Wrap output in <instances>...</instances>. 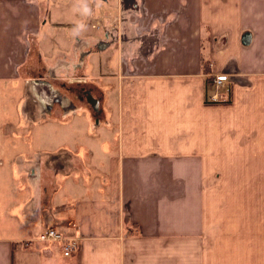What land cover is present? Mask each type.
<instances>
[{
  "label": "crops",
  "instance_id": "1",
  "mask_svg": "<svg viewBox=\"0 0 264 264\" xmlns=\"http://www.w3.org/2000/svg\"><path fill=\"white\" fill-rule=\"evenodd\" d=\"M84 1L90 6L56 10L60 0H0V83L24 79L35 93L51 92L52 81L81 84L75 70L57 78L43 50L42 74H31L29 56L33 42L52 30L48 8L77 21L76 32L84 29L74 47L95 42L88 33L95 0ZM111 2L117 25L107 41L116 42L111 76L118 91L108 89L105 102L97 90L98 111L77 106L92 110L105 133L95 138L84 118L65 119L75 132L63 137L72 155L58 188L33 131L21 137L12 130L8 144L0 143L1 155L17 158L23 139L26 158L40 164L27 171L37 185L11 184L13 225L0 227V264H264V0ZM72 39H61L60 48L67 51L63 43ZM91 42L83 77L95 66ZM222 74L229 76L219 90L227 101L212 102L213 79ZM60 110L78 115L69 103ZM83 135L94 137L85 143ZM80 154L90 169L78 165ZM1 173L23 179L12 166ZM51 227L78 239L79 250L66 257L63 244L38 242Z\"/></svg>",
  "mask_w": 264,
  "mask_h": 264
},
{
  "label": "rangeland",
  "instance_id": "2",
  "mask_svg": "<svg viewBox=\"0 0 264 264\" xmlns=\"http://www.w3.org/2000/svg\"><path fill=\"white\" fill-rule=\"evenodd\" d=\"M82 1L84 4L81 1L77 0H60V3H57L56 5V10H65L66 7H64L63 5L67 3L70 4V9L80 10V8L85 5L90 6L89 4H87L86 1ZM42 3L44 5L45 3L47 4V0H42ZM112 5L113 3L111 2V0H95V28L88 30V33H94L93 35H95V42L87 41L94 43V45L91 47V52L95 54V66L93 68V71L89 73V77H83V74H85L84 70L86 69V67L88 68L87 63H84L86 61V59L84 61V57H86L85 53L89 52L88 47L91 44L85 42L86 46H81L82 48L80 49L74 47V45H77L78 43L77 38L79 36L77 35L81 36V33L84 29L81 28V31L76 32L78 30L75 29V27H72L74 26L72 23H78L77 21H72V23H70L71 21L68 20L62 21L58 17L59 14L57 12L55 17V14L53 10H51V8L48 9L49 11H51L49 15V23L51 25L52 30L50 29L51 31L44 32L43 39L40 38V41L33 42L34 47L31 50V54L29 56V59L31 61V74H40L41 64L39 62V54H41V51L43 50L42 54L47 60V62L49 61L52 64V71H56V74L54 75L57 78H61L67 75L68 72L75 70L77 73H81L80 77L83 83V87L85 86L89 90L92 89L94 90V92H97L98 90L99 94H104L105 102L108 101L109 99L107 96V90L116 89L118 91V87H116V82H114V76H111V71L116 66V62L114 61L115 59L112 58L113 55H115L116 53V42L107 41V35L112 33L117 25V23H115L116 7L114 8V10L110 9ZM77 16H79V14H77ZM73 18L76 20L75 17ZM86 21L87 20H83V22ZM83 27L89 29V22L85 23ZM66 37H68V39L70 37L73 38L72 41H67V43H63L64 46L69 47L67 51H65V49L63 48H60L63 42L60 40L66 39ZM65 57H67V61H65ZM76 59H78L79 61H77ZM107 64H109V67L111 68L108 69L106 67ZM51 76L53 77L52 74ZM29 82L30 81L20 79L0 83V143L3 142V144L5 145L6 143L8 144V135L6 133L12 130H14L15 134H18L21 137H26L27 135H29L28 133L33 131L35 138L37 139L38 137L37 142H35V148L36 150H38L39 148L40 150H43L44 155L40 157V159L44 162V165L50 167L53 170V181L51 183L57 185L58 188V185L60 187L61 182L60 169L63 167V165L67 164V160H70L72 155V150L69 151L72 145L65 144L64 146L63 137H66V139L68 140L70 137H72L75 132L74 127L67 123L65 119L67 118V120H75L84 118V120L88 121L86 125L84 123L85 129L88 128V130L86 131H90V133L92 134V132L95 130V138L100 137V134H102L104 131H102L101 129H96L97 121H93L95 120L96 116L93 117L92 120V110H89L87 112L82 111L83 113L81 111H78L77 106L79 105V103L83 102L80 95H78V86L66 85L67 87L64 88L59 87V85L57 84L58 82L56 83L55 81H52V89L50 88L51 92L49 91V89H47V92H40L39 90H37L35 93L34 88L31 86V84H29ZM10 87H16L13 94L7 92ZM221 90V92L224 93L223 88ZM214 92H216V88L214 89ZM65 103H69L70 106L76 107V110H73V113L70 112V114H74V112H76L75 115H78H65L67 111L60 110L61 105H64ZM109 105L110 107H112V109H110V116L112 118V114L114 112L115 121H117L119 113L118 108L115 105V101L112 100L111 104ZM83 106L87 107L86 105ZM80 107L82 106L80 105ZM44 116H46V119L44 118ZM47 117H49L51 120L47 119ZM33 119H35L36 122H33ZM59 120L64 121L63 123H60ZM11 122L15 124L19 122L18 127L9 126ZM102 128H105V126L102 125ZM17 129L19 130L18 133ZM43 133H49V135L45 142L41 144V139L39 137H42ZM92 137L94 136L83 135L81 139H83L85 143H88L90 142ZM25 143L26 142H24L23 139L20 138L19 150L21 151L20 153L22 155L18 156L17 158L15 155H10L9 152L2 155L0 154V201L1 199L3 200L2 204H0V227H4L6 229L10 228V224L13 225V222H11L12 220L10 219V213L8 212L11 211V197H13L11 191L12 182H18V184L21 183V185H26V187L29 185L31 188L37 185L38 183V180L33 181L32 179H30L27 171L31 172L32 174L33 170L37 171L40 164H36L35 166H33L31 164V161L26 158L22 151L26 150V147L29 144ZM14 151L11 152L13 153ZM80 152L82 153L81 149ZM34 158H39L38 154L35 155ZM82 158L78 159V165L83 168L90 169V159H88L87 157H84L83 159ZM76 159L77 158H75L74 156V161H76ZM10 166L17 168L21 172L20 176L23 179H20L17 175H2L1 171L4 168ZM52 187L53 186H50V188ZM52 192L54 194L56 190H54L53 188ZM59 192H61V188ZM1 209H3V212L1 211Z\"/></svg>",
  "mask_w": 264,
  "mask_h": 264
},
{
  "label": "built area",
  "instance_id": "3",
  "mask_svg": "<svg viewBox=\"0 0 264 264\" xmlns=\"http://www.w3.org/2000/svg\"><path fill=\"white\" fill-rule=\"evenodd\" d=\"M229 81V76L222 74L215 76L214 86L216 88V93L212 96L211 101L216 103L226 102L227 100L222 97L220 94L221 86ZM38 242L44 244H63V252L66 257H71L79 250V240L75 238H66L64 235L56 228H48L43 234L39 237Z\"/></svg>",
  "mask_w": 264,
  "mask_h": 264
},
{
  "label": "flooded vegetation",
  "instance_id": "4",
  "mask_svg": "<svg viewBox=\"0 0 264 264\" xmlns=\"http://www.w3.org/2000/svg\"><path fill=\"white\" fill-rule=\"evenodd\" d=\"M42 72V71H40ZM42 74V73H40ZM38 82V81H37ZM83 83H77L75 82L72 86H78L79 87V93L78 95H80V97L82 98V101L86 104H88L93 110L98 111V102H99V97H98V93L94 92V90H89L87 89L85 86L83 87L82 85ZM64 86V88H66L67 86L62 84ZM52 89V87H50Z\"/></svg>",
  "mask_w": 264,
  "mask_h": 264
},
{
  "label": "clouds",
  "instance_id": "5",
  "mask_svg": "<svg viewBox=\"0 0 264 264\" xmlns=\"http://www.w3.org/2000/svg\"><path fill=\"white\" fill-rule=\"evenodd\" d=\"M84 11H85V12H87V11H88V9L85 7V8H84Z\"/></svg>",
  "mask_w": 264,
  "mask_h": 264
},
{
  "label": "trees",
  "instance_id": "6",
  "mask_svg": "<svg viewBox=\"0 0 264 264\" xmlns=\"http://www.w3.org/2000/svg\"><path fill=\"white\" fill-rule=\"evenodd\" d=\"M212 82V81H211ZM213 82H214V79H213ZM221 103H224V102H221Z\"/></svg>",
  "mask_w": 264,
  "mask_h": 264
}]
</instances>
